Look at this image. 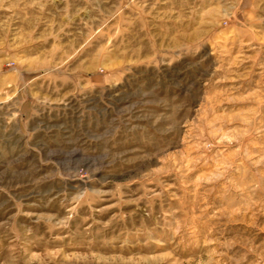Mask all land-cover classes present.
<instances>
[{
	"label": "rangeland",
	"instance_id": "obj_1",
	"mask_svg": "<svg viewBox=\"0 0 264 264\" xmlns=\"http://www.w3.org/2000/svg\"><path fill=\"white\" fill-rule=\"evenodd\" d=\"M0 264H264V0H0Z\"/></svg>",
	"mask_w": 264,
	"mask_h": 264
}]
</instances>
